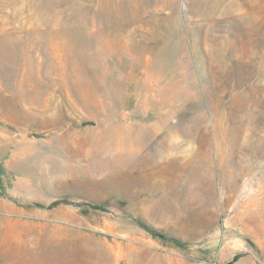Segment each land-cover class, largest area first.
<instances>
[{
	"label": "rangeland",
	"instance_id": "1",
	"mask_svg": "<svg viewBox=\"0 0 264 264\" xmlns=\"http://www.w3.org/2000/svg\"><path fill=\"white\" fill-rule=\"evenodd\" d=\"M213 2L0 0V264H264V0Z\"/></svg>",
	"mask_w": 264,
	"mask_h": 264
},
{
	"label": "bare ground",
	"instance_id": "2",
	"mask_svg": "<svg viewBox=\"0 0 264 264\" xmlns=\"http://www.w3.org/2000/svg\"><path fill=\"white\" fill-rule=\"evenodd\" d=\"M114 1H115L116 5H117L116 8L120 9L121 8V2H122V0H114ZM237 1L238 0H214V2L212 3L211 7H212L213 10L218 11V12H223V11H221V9L225 8L224 10L229 11V15H232L234 17V9H235L234 6H235V4H237ZM244 2L246 3V0H244ZM112 5L113 4H108V10H111L112 8H115V7H112ZM244 13L245 14L247 13V10L246 9L244 10ZM244 17H246V15ZM121 50L122 51L124 50L123 49V46L119 50L116 49V50H114L115 52H112V48H111L110 43L108 41V43L106 45V50H105V68L106 69H111L112 64H114V59L115 58H117V60H116V67L119 68V67L122 66V64H123V57H122ZM121 138H122L121 145L123 146V150L125 151V155L126 154L127 155L128 154H131V152L133 150H137L138 152L141 150L142 143H143V141L141 139H138V140L137 139H133V138H130L128 136H125L124 134L121 135ZM171 139H173V136H172ZM137 165L138 164L135 163L133 166H137Z\"/></svg>",
	"mask_w": 264,
	"mask_h": 264
},
{
	"label": "trees",
	"instance_id": "3",
	"mask_svg": "<svg viewBox=\"0 0 264 264\" xmlns=\"http://www.w3.org/2000/svg\"><path fill=\"white\" fill-rule=\"evenodd\" d=\"M143 224H144V223H143ZM153 232H154L155 234H157V235L163 236V233H162V232H158V231H154V230H153Z\"/></svg>",
	"mask_w": 264,
	"mask_h": 264
}]
</instances>
